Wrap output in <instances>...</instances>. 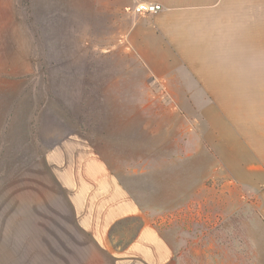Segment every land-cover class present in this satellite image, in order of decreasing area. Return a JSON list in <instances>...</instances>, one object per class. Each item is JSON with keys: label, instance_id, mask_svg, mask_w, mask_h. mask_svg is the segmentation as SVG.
Segmentation results:
<instances>
[{"label": "rangeland", "instance_id": "rangeland-1", "mask_svg": "<svg viewBox=\"0 0 264 264\" xmlns=\"http://www.w3.org/2000/svg\"><path fill=\"white\" fill-rule=\"evenodd\" d=\"M99 3L0 0V264H76L83 219H100L107 200L103 174L144 208L187 202L141 191L177 173L188 183L197 165L163 140L156 85L109 55L117 8Z\"/></svg>", "mask_w": 264, "mask_h": 264}, {"label": "crops", "instance_id": "crops-1", "mask_svg": "<svg viewBox=\"0 0 264 264\" xmlns=\"http://www.w3.org/2000/svg\"><path fill=\"white\" fill-rule=\"evenodd\" d=\"M143 1L162 9L136 12ZM107 2L117 8L109 55L156 85L168 104L156 119L163 140H179L181 157L197 166L188 183L177 173L154 190L141 185L187 193L171 212L160 197L144 208L103 174L107 200L100 219H83L90 239L76 264H264V0Z\"/></svg>", "mask_w": 264, "mask_h": 264}, {"label": "built area", "instance_id": "built-area-1", "mask_svg": "<svg viewBox=\"0 0 264 264\" xmlns=\"http://www.w3.org/2000/svg\"><path fill=\"white\" fill-rule=\"evenodd\" d=\"M162 9V6L157 3L152 2H139L136 7L135 11L138 13H157Z\"/></svg>", "mask_w": 264, "mask_h": 264}, {"label": "trees", "instance_id": "trees-1", "mask_svg": "<svg viewBox=\"0 0 264 264\" xmlns=\"http://www.w3.org/2000/svg\"><path fill=\"white\" fill-rule=\"evenodd\" d=\"M22 1V4L26 5L28 4V0H21Z\"/></svg>", "mask_w": 264, "mask_h": 264}]
</instances>
